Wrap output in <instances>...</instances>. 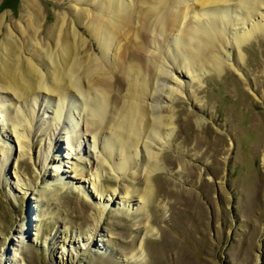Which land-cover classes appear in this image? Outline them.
<instances>
[{
    "label": "rangeland",
    "instance_id": "374dc122",
    "mask_svg": "<svg viewBox=\"0 0 264 264\" xmlns=\"http://www.w3.org/2000/svg\"><path fill=\"white\" fill-rule=\"evenodd\" d=\"M28 3L0 0V40L11 33L9 41L25 51L31 48L33 39L23 33L28 28L21 17L30 13L39 28L35 40L46 46L56 18L64 15L65 22L90 39L99 54L88 20L76 16V0ZM261 18L254 16V20ZM228 50L233 54L232 48ZM242 51L244 59L238 70L226 66L221 74H205L200 86L193 80L186 86V95L175 98L177 130L164 148L163 167L155 177V196L161 201L156 205L154 196L150 220L144 217L146 212H133L105 198L99 201L87 180L85 163L93 158L82 153L83 145H74L81 153L74 160L76 170L71 171L67 158H61V153L73 152L65 134L81 132L80 118L78 126L73 125L79 109H73L70 117L61 115L65 123L59 122L65 129L55 130L59 133L55 151L61 158L56 166L68 170L60 174L85 193L76 187L50 184L56 172L46 160L41 169L35 152L26 154L17 165L8 161L2 174L7 181L0 179V264H264V29L249 39ZM181 79L189 81L184 76ZM173 85L167 81V86ZM71 100L72 107H78L79 100ZM44 113L43 119L48 121L51 113ZM43 123L38 119V124ZM44 136L41 134L36 149H46ZM13 140V136H8L7 142L0 137V161L5 143L18 148ZM47 150L50 155L54 148ZM136 165L130 167L131 176L121 180L103 173L99 186L108 191L127 186L133 192L140 186L139 177L133 176ZM18 178L22 188L11 185ZM26 183L32 186L31 191L25 188ZM44 211L46 216L39 220ZM95 224L96 233L92 230Z\"/></svg>",
    "mask_w": 264,
    "mask_h": 264
},
{
    "label": "bare ground",
    "instance_id": "6f19581e",
    "mask_svg": "<svg viewBox=\"0 0 264 264\" xmlns=\"http://www.w3.org/2000/svg\"><path fill=\"white\" fill-rule=\"evenodd\" d=\"M23 1L29 5L28 0ZM76 4V16L88 20L99 54L90 39L65 22L64 15L56 18L46 46L35 40L39 28L30 13L21 17L28 28L23 33L33 39L31 48L25 51L9 41L11 33L0 40V137L7 142L8 136H13L18 146L17 150L16 145L5 143L0 179H5L8 161L17 165L26 154L35 152L41 169L46 160L56 172L50 184L76 187L85 193L60 174L68 170L58 163L56 166L64 157L69 163L65 166L76 170L74 160L81 153L74 145H83L82 153L93 158L85 163L87 180L99 201L105 198L133 212H146L144 217L150 220L149 205L157 190L155 177L163 167L164 148L177 130L175 98L185 96L186 86L193 80L200 86L205 74L220 73L226 66L239 69L243 45L264 29L260 10H264V0H76ZM255 14L261 20H254ZM228 47L233 54L227 53ZM183 76L189 81H183ZM167 81L174 85L167 86ZM163 92L167 93L161 99ZM70 98L79 100L78 107H72ZM73 109L80 111L77 114ZM42 112L51 113L48 121ZM73 112L77 117L73 125L80 122L81 132L65 134L73 152L61 153L59 159L55 151L59 133L55 130L65 129L61 115L70 117ZM38 119L47 126L38 124ZM196 122L201 124L202 120L197 118ZM41 134L47 135V140H42L46 149H36ZM88 137L91 142L84 147ZM48 147L55 152L47 154ZM136 163L133 176L139 177L140 186L133 192L127 186L109 191L99 186L103 173L121 180L131 176L130 167ZM14 184L22 188L23 182L18 178ZM25 188L32 190L29 183ZM155 200L160 204L156 196ZM95 227L97 224L92 229L96 233ZM18 239L24 240L21 234Z\"/></svg>",
    "mask_w": 264,
    "mask_h": 264
}]
</instances>
